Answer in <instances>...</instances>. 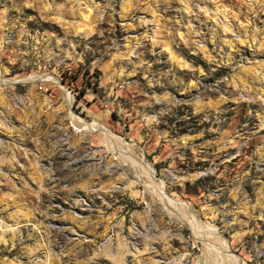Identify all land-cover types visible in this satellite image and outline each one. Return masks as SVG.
<instances>
[{"label":"rangeland","instance_id":"obj_1","mask_svg":"<svg viewBox=\"0 0 264 264\" xmlns=\"http://www.w3.org/2000/svg\"><path fill=\"white\" fill-rule=\"evenodd\" d=\"M236 257L264 264V0H0V264Z\"/></svg>","mask_w":264,"mask_h":264},{"label":"bare ground","instance_id":"obj_2","mask_svg":"<svg viewBox=\"0 0 264 264\" xmlns=\"http://www.w3.org/2000/svg\"><path fill=\"white\" fill-rule=\"evenodd\" d=\"M74 122L75 123H78V121L77 120H74ZM85 127V126H84ZM144 165V169H145V171L147 170V171H149L148 173L151 175V177H153V175H154V170H153V168L151 167V166H149L148 164H146V163H144L143 164ZM154 178V177H153ZM152 179V178H151ZM154 182V181H153ZM155 184V183H154ZM228 252H229V248L227 247V249H226ZM236 259H237V262H239L240 264H245L240 258H238V257H236Z\"/></svg>","mask_w":264,"mask_h":264}]
</instances>
